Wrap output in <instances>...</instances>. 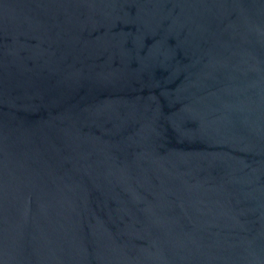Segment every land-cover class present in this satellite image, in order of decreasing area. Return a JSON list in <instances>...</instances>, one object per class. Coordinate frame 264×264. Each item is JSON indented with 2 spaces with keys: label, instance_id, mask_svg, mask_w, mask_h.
Returning a JSON list of instances; mask_svg holds the SVG:
<instances>
[{
  "label": "water",
  "instance_id": "water-1",
  "mask_svg": "<svg viewBox=\"0 0 264 264\" xmlns=\"http://www.w3.org/2000/svg\"><path fill=\"white\" fill-rule=\"evenodd\" d=\"M0 264H264V0H0Z\"/></svg>",
  "mask_w": 264,
  "mask_h": 264
}]
</instances>
